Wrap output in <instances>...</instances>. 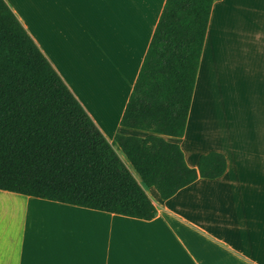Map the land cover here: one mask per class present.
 <instances>
[{
    "label": "crops",
    "instance_id": "1",
    "mask_svg": "<svg viewBox=\"0 0 264 264\" xmlns=\"http://www.w3.org/2000/svg\"><path fill=\"white\" fill-rule=\"evenodd\" d=\"M5 2L119 156L117 134L155 135L121 117L165 0ZM163 138L225 170L165 199L136 175L148 220L0 189L23 207L0 217V264H264V0L213 1L183 134Z\"/></svg>",
    "mask_w": 264,
    "mask_h": 264
},
{
    "label": "trees",
    "instance_id": "2",
    "mask_svg": "<svg viewBox=\"0 0 264 264\" xmlns=\"http://www.w3.org/2000/svg\"><path fill=\"white\" fill-rule=\"evenodd\" d=\"M214 0H165L116 135L129 166L160 198L225 170L222 153L186 165L183 134ZM125 161L0 0V189L140 219L156 209Z\"/></svg>",
    "mask_w": 264,
    "mask_h": 264
},
{
    "label": "rangeland",
    "instance_id": "3",
    "mask_svg": "<svg viewBox=\"0 0 264 264\" xmlns=\"http://www.w3.org/2000/svg\"><path fill=\"white\" fill-rule=\"evenodd\" d=\"M174 139V138H173ZM120 156L123 158L125 163L129 166L128 161L123 157L122 153H120ZM130 167V166H129ZM131 171L134 173L133 169L130 167ZM136 176V174H135ZM22 206L18 202H13L4 198H0V217L6 219L10 216H16L20 214L22 210Z\"/></svg>",
    "mask_w": 264,
    "mask_h": 264
}]
</instances>
